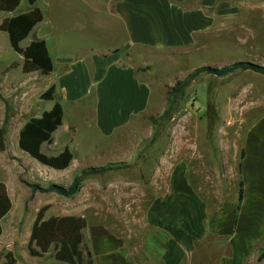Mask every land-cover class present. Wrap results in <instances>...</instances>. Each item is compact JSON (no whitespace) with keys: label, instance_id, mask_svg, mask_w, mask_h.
I'll list each match as a JSON object with an SVG mask.
<instances>
[{"label":"rangeland","instance_id":"374dc122","mask_svg":"<svg viewBox=\"0 0 264 264\" xmlns=\"http://www.w3.org/2000/svg\"><path fill=\"white\" fill-rule=\"evenodd\" d=\"M260 1L231 0L241 14L230 23H216L215 28L198 34L196 42L188 47L140 50L130 44L132 49L121 60L131 63L148 84V106L112 135L103 136L97 132L90 111L80 117L64 106L72 140L68 147L74 155L67 175L40 165L17 147L20 126L51 107V101L40 99L50 86V76L23 74L22 57L11 49L7 34L0 31V128L5 131L0 180L11 200L0 236V264L7 252L15 257L16 264H58L52 249L41 259L28 255L30 228L40 208L46 207V217L69 212L74 206L69 198L55 193L31 195L24 183L46 187L49 181H56L63 185L77 166L97 170L81 176V184L86 178L83 195L90 203L88 213L120 235L127 234L132 226L142 230L148 200L164 192L167 172L176 162L183 161L189 167L192 182L210 211L237 194L245 136L253 123L264 117V76L235 71L216 77L200 70L238 61L264 66V2ZM107 3L36 0L43 20L33 32L45 41L55 66L66 53H84L92 48L102 52L105 47L110 52L127 44L118 27L108 20ZM96 7L102 8L101 13L91 11ZM30 8L28 0H22L12 14ZM8 16L0 13V21ZM29 40H23L21 46ZM196 70L199 72L184 83ZM63 135L55 133L56 146L65 140ZM108 183H116L119 189L107 188ZM225 243L211 242L204 263H215L224 253Z\"/></svg>","mask_w":264,"mask_h":264},{"label":"crops","instance_id":"0c3cea01","mask_svg":"<svg viewBox=\"0 0 264 264\" xmlns=\"http://www.w3.org/2000/svg\"><path fill=\"white\" fill-rule=\"evenodd\" d=\"M105 1L108 2V20L118 27L127 44L110 52L105 47L102 52L92 48L84 53L63 54L57 60V66L52 62L53 71L43 75L50 76L48 84L54 86L51 107L58 102L62 109L65 106L80 117L84 111H90V118L102 136L112 135L148 106V84L142 81L131 63H122L121 60L132 49L130 44L140 50L188 47L196 42L198 34L215 28L216 23H230L241 14L231 0ZM91 11L98 14L102 8L96 7ZM64 114L63 111V128L61 124L52 134V144L42 145L47 154L55 155L64 147L69 149L68 142L72 141L70 123ZM23 124L17 131V137ZM57 132L64 133L66 137L56 146ZM72 163L73 159L66 169L56 171L69 172ZM81 169L77 166L68 174V181L62 186H68ZM189 170L183 161L169 168L164 192L156 193L148 200L140 224L141 231L132 226L127 234L120 235L99 217L88 213L90 203L83 195L85 177L80 189L68 197L74 207L69 212L44 218L65 215L84 218L87 226L82 233L94 264H208L204 263V259L209 258L207 246L224 240V253L212 264H264V257L256 261L259 252L264 253V117L253 123L244 139V155L240 164L243 197L239 209L238 194H234L210 211L198 187L193 184ZM116 183L105 185L118 190ZM4 218L1 221L2 232Z\"/></svg>","mask_w":264,"mask_h":264},{"label":"trees","instance_id":"16d2710c","mask_svg":"<svg viewBox=\"0 0 264 264\" xmlns=\"http://www.w3.org/2000/svg\"><path fill=\"white\" fill-rule=\"evenodd\" d=\"M22 0H0V13H14ZM30 9L25 12L12 14L0 21V31L5 32L9 39L11 49L22 57L21 72L28 74L39 72L48 75L53 71V63L48 53L46 43L33 32L42 20L41 10L35 6L36 0H28ZM30 37L24 47L21 42ZM216 77H223L235 71H251L264 76V66L251 62L238 61L222 67H204L202 70ZM187 76L184 83L191 80L196 73ZM54 95V86H49L41 95L40 99L51 101ZM63 109L55 102L53 106L43 111L40 116L29 118L18 132L17 147L40 165L54 170L66 169L73 159L67 147L59 153L50 155L42 150V145L52 144V134L62 124ZM5 131L0 128V152L5 150ZM92 168L82 169L74 176L71 183L64 187L58 184H49L41 187L36 184L24 183L34 193H55L62 197H71L81 186V176L94 173ZM238 209L243 197V182L238 183ZM11 208V200L4 183L0 182V236L2 234L1 221ZM46 207L40 208L33 220L27 241V253L30 257H40L49 253L52 249V257L56 262L63 264H94L92 254L84 242L83 230L86 228V220L76 216H52L44 218ZM264 257L261 253L258 259ZM2 264H16V259L11 252L3 255Z\"/></svg>","mask_w":264,"mask_h":264}]
</instances>
